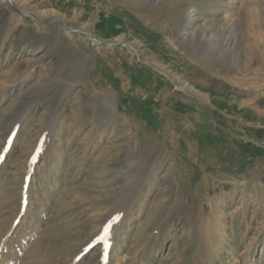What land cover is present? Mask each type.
I'll return each instance as SVG.
<instances>
[{"label":"rangeland","instance_id":"1","mask_svg":"<svg viewBox=\"0 0 264 264\" xmlns=\"http://www.w3.org/2000/svg\"><path fill=\"white\" fill-rule=\"evenodd\" d=\"M6 1L0 264H264V0Z\"/></svg>","mask_w":264,"mask_h":264},{"label":"bare ground","instance_id":"2","mask_svg":"<svg viewBox=\"0 0 264 264\" xmlns=\"http://www.w3.org/2000/svg\"><path fill=\"white\" fill-rule=\"evenodd\" d=\"M1 1H4L5 3H8L6 0H1ZM178 1H181V0H177V2H178ZM174 10H177V6H175ZM178 10H179V8H178ZM182 11H183V10H182ZM182 11H181V12H182ZM92 41H93V40H92ZM93 42H94V41H93ZM259 59H260V58H259ZM259 62H260V66H263V65H264V60H261V59H260Z\"/></svg>","mask_w":264,"mask_h":264}]
</instances>
